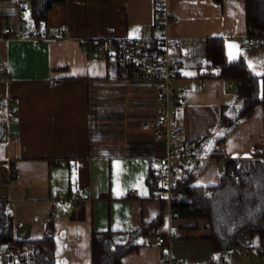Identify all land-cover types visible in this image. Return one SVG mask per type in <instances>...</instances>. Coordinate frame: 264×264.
<instances>
[{
	"label": "crops",
	"instance_id": "1",
	"mask_svg": "<svg viewBox=\"0 0 264 264\" xmlns=\"http://www.w3.org/2000/svg\"><path fill=\"white\" fill-rule=\"evenodd\" d=\"M29 8L30 0H0V65L7 69L0 77V198L11 203L17 238H41L47 221H54L58 264H89L94 229L112 228L123 242L164 203L151 196L148 175L159 168L166 136L141 128L158 109L160 83L119 78L114 54L95 48L103 35L151 42L172 37V57L183 64L173 82L180 97L174 111L186 138L196 140L192 163L203 164L192 185L216 184L226 160L264 148L260 104L219 144L223 155H210L236 82L197 75L199 64L209 61V37L222 38L225 64L243 56L251 73L264 74V43L245 45V0H169L174 18L167 28L155 24L154 0L56 1L47 34L24 36L20 15L26 20ZM77 193L79 204L72 207ZM153 229L175 235L172 251L182 264H216L207 218L170 214L166 204ZM155 239L152 232L141 236L120 264H158L163 248ZM226 257L227 264H264V240L261 250L233 246Z\"/></svg>",
	"mask_w": 264,
	"mask_h": 264
},
{
	"label": "trees",
	"instance_id": "2",
	"mask_svg": "<svg viewBox=\"0 0 264 264\" xmlns=\"http://www.w3.org/2000/svg\"><path fill=\"white\" fill-rule=\"evenodd\" d=\"M56 1L63 0H30L22 31L24 36L47 34L48 13ZM245 2L248 36L264 35V0ZM146 42L149 47L159 44V40ZM206 56L209 61L201 62L198 66L199 77H225L236 82L233 101L221 108L219 125L222 132L215 137V145L210 152V155L221 157L223 150L219 144L227 134L242 119L251 116L258 105L264 104V74L251 73L243 56L225 64L221 37L207 39ZM2 111L5 114L3 101L0 102V113ZM202 166V163H192L180 171L175 188L184 190L186 197L173 199L172 212L179 217L208 219L211 229L208 240L212 243L216 264H227V252L233 246L240 245L247 249L258 247L261 250L264 240V148L256 146L249 156L226 160L216 184L192 185ZM158 181V170L151 169L149 188H156ZM165 206L164 200L161 212L131 229L123 242L115 240V230L112 228L94 229L89 264H120L126 253L139 246L141 236L149 234L151 229L162 223ZM12 244L24 255L17 264H58L54 221H47L41 238H17L11 203L0 198V264L5 262L6 255L7 260H12L11 255L5 253L6 247Z\"/></svg>",
	"mask_w": 264,
	"mask_h": 264
},
{
	"label": "built area",
	"instance_id": "3",
	"mask_svg": "<svg viewBox=\"0 0 264 264\" xmlns=\"http://www.w3.org/2000/svg\"><path fill=\"white\" fill-rule=\"evenodd\" d=\"M168 1L154 0L159 11L155 24L164 28H167L174 18L168 9ZM20 19V33L22 34L25 25L24 13H21ZM5 31L9 32L10 28H6ZM50 32L54 34L55 30L52 29ZM20 33L18 34L20 35ZM33 36H37V34H33ZM171 38L166 33L159 40V44L149 47L146 39L117 38L107 33L95 41V48L99 53L114 54L119 78H137L160 83L157 94L158 109L152 117L141 122V128L153 134L163 133L166 136V150L158 158V186L151 188L150 194L152 197L165 200L169 213L173 214V199L186 197L185 191L175 188V185L182 168L193 161L196 140L186 138L185 129L174 111L180 97L173 82L183 70V64L172 57ZM261 43H264V35H247L246 37L245 45L247 47ZM6 71V66L0 65V77H3ZM11 139L18 140L19 136L13 135ZM233 176L235 177V174ZM127 192L134 193L135 188L132 187ZM80 198L81 195L77 193L71 199V206H77ZM151 232L156 237L155 244L163 248L158 258V264H182L172 251L175 235L171 232H156L154 229ZM5 253L11 255L12 260H6L3 264H17L18 260L24 256L22 251L16 249L13 244L6 247Z\"/></svg>",
	"mask_w": 264,
	"mask_h": 264
},
{
	"label": "water",
	"instance_id": "4",
	"mask_svg": "<svg viewBox=\"0 0 264 264\" xmlns=\"http://www.w3.org/2000/svg\"><path fill=\"white\" fill-rule=\"evenodd\" d=\"M5 135V127L0 123V139Z\"/></svg>",
	"mask_w": 264,
	"mask_h": 264
},
{
	"label": "snow or ice",
	"instance_id": "5",
	"mask_svg": "<svg viewBox=\"0 0 264 264\" xmlns=\"http://www.w3.org/2000/svg\"><path fill=\"white\" fill-rule=\"evenodd\" d=\"M230 47H234V46H230Z\"/></svg>",
	"mask_w": 264,
	"mask_h": 264
}]
</instances>
